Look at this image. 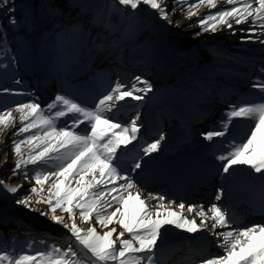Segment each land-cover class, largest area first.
Instances as JSON below:
<instances>
[{"label":"snow or ice","instance_id":"snow-or-ice-1","mask_svg":"<svg viewBox=\"0 0 264 264\" xmlns=\"http://www.w3.org/2000/svg\"><path fill=\"white\" fill-rule=\"evenodd\" d=\"M223 2L226 7L212 11L220 0H175L176 7L171 10L166 0H110L98 9L83 0H66L67 8L79 9L78 14L86 18L89 31L85 32L83 22L78 21L55 33L53 42L63 52L66 33L88 36L90 52L98 58H115L123 63L125 52L132 57L140 50L138 37L143 34L144 25L137 14L142 6L169 24L173 23L170 16L175 12L190 19L198 16L197 10L203 6L209 12L197 19L201 32L227 29L236 35L234 25H244L239 31L245 32L247 38L242 37L241 42L264 45V0ZM10 3L11 0H0V7L14 13L15 7H10ZM52 14L63 15V10L52 8ZM8 23L15 27L19 22L9 15ZM92 29H99L95 37ZM0 39L6 41V37ZM2 50L8 51L6 47ZM260 72L264 74V66ZM253 87L261 93L260 102L231 105L219 129L203 133L207 141L227 138L234 120L251 122L244 137L226 140L227 151L216 156L225 176H234L239 166L264 176V78ZM153 91L151 82L141 75L118 77L92 108L58 93L46 106L33 100L0 111V134L20 124L13 133L19 139L12 140L16 157L13 176L20 173L28 179L29 173L23 169L33 166L30 196L15 203L29 211L33 204L47 205V211L40 215L49 216L52 223L69 234L66 247L44 239L29 241L20 251L0 247V264H163L160 252L169 236V226L189 235L207 233L215 238V247L222 255L201 258L197 264H264V225L236 227V220L218 203L205 208L201 204L166 201L164 195L148 194L142 198L129 171L141 170L143 157L158 152L165 136L134 144L141 139L140 113L137 111L128 121L119 119L118 114L126 104H139ZM60 121H64V126H59ZM82 125L84 130L77 131ZM125 158L131 161L127 168ZM19 187L22 186L0 181V188L10 194L17 193ZM222 195L223 189H218L215 201H220ZM79 224L90 226L82 228ZM98 228L107 230L101 234ZM36 243L43 246L42 250L34 247Z\"/></svg>","mask_w":264,"mask_h":264},{"label":"rangeland","instance_id":"rangeland-1","mask_svg":"<svg viewBox=\"0 0 264 264\" xmlns=\"http://www.w3.org/2000/svg\"><path fill=\"white\" fill-rule=\"evenodd\" d=\"M83 2L98 9L100 6L110 3V0H83ZM166 3L169 10L176 7L175 0H166ZM223 7H226V5L223 0H220L218 8L212 11H216ZM73 9H76L74 16L77 17L76 22H78L83 16L78 14L79 9ZM197 11L198 16H193L190 19H185L184 15L180 11H177L170 16L173 23L169 24L166 21L160 20L158 16L147 9L146 6H142L137 14L140 22L144 25L143 34L138 37V43L141 47L137 54L142 53V55L129 57L126 52L123 63L115 60V58H98L94 56V52H90L88 49L84 50L83 46L79 48L80 53L77 58L74 59L72 57L73 53H71L68 56L70 59H62L66 63L73 64L71 67L75 70L81 59L86 55L90 57L92 61H94V68L97 69L83 71L81 74L83 77L90 75L100 76V79H102V94L111 87L112 83H114L118 77L130 79L135 75H141L151 82L154 91L149 93L144 101L139 102V104L134 101L130 102L126 104L124 110L118 114L119 119L128 121L136 115L137 111L140 113V123L142 125L140 136L145 140L141 141L140 139L139 142H134V144L151 142L158 139L161 134L165 136L158 152L151 154L149 157H143V167L148 164L153 166L155 163L162 160H168L169 162L178 160L182 162L183 166L202 168L204 171H207V173H213L216 176V174L221 173V164L217 163L219 160L216 159V156L219 152L227 149L226 142L221 138L214 139L209 143L211 148L206 152H201L200 148L194 149L192 139L201 135L206 130H209V124H211L213 119L212 116L216 113L218 108L226 104V101L221 102V96L223 95L220 94L217 89L219 82L225 84L223 86L224 89L232 91L231 88L233 87L239 92H244L245 90L242 89L244 83L242 81L244 77H253L256 73L254 69L255 66H258L261 63L260 60L264 59V45L258 42L242 43V37L246 39L247 34L245 32H240L239 29L244 28V25H234V29L237 30L236 35H233L232 32L227 29H218L216 33L201 32V29L196 26L197 19L207 14L209 10L201 6ZM152 13L155 17L150 15ZM86 25L88 26V24ZM169 26L172 33H176L177 37L176 41L171 43L166 39ZM256 31H259V29ZM74 41L79 44L81 43V39L78 37H75ZM88 45L91 49L89 40L86 42L85 47H88ZM171 45H177L183 50L192 48L194 52H192L190 56L168 55L166 50H168ZM74 46L75 44H72L71 49L74 48ZM210 47H216V49L211 50V52L205 50ZM6 48L9 53L11 51L10 47L7 46ZM27 49L26 47L21 54L20 51L18 52V60L14 58L10 60L12 56H4L3 50L0 51V84H3V86H0V111L12 109L21 102L27 103L37 100L40 103L41 100L42 103H46L50 98L49 91L57 86L59 80H57V78L52 79L51 76H48L46 82H39V77H41L45 68L44 62L50 60L52 57V50L46 47L41 51H36L35 53L31 52L30 54L26 51ZM175 57H178L182 63L175 62ZM96 61H99L100 64ZM161 63H166L164 66L166 71L163 73L160 72ZM15 65H17L19 71H24L22 76L33 81L32 87L28 86L22 88L20 83H16L17 76H13V72L10 70ZM184 69L189 72L188 77H184L180 74ZM168 71H170V74H168ZM104 72H106V74H103ZM55 76L58 77V75ZM104 77H106V81L103 80ZM190 78H192V80ZM195 82L200 83L205 91L195 87L190 90ZM211 82L214 83L212 84ZM11 83L12 85H10ZM61 83L60 79V84ZM17 85L21 87H17ZM186 85L187 88L185 89L188 91L184 92L183 89ZM210 85L211 88H209ZM3 89H9L11 91L4 92L2 91ZM208 93H210V96L206 99L208 104L196 110L194 104L195 106H199L200 103L197 102L199 98L207 96ZM20 96L22 99H19ZM184 102L190 103V105L184 108L181 107ZM14 115L16 114L14 113ZM245 124L246 122L244 120H238L233 123L234 126L230 128L231 139L233 136L238 139L240 135L245 134L247 129ZM19 127L20 124L16 123L0 134V181H4L6 184L13 187L22 186L19 187L18 192L15 194L7 193L0 188V198L11 199V204L6 207V210L12 211V213H8L9 215H5L7 212L5 213L0 210V213L5 217L2 218L3 221L0 218V229L13 230L25 224L28 225V227H35V229L39 231L36 234H40L42 237L48 235L46 236V241L61 243V245L66 246L69 236L67 230L60 225L52 223L49 216L40 215L41 211H47V205L33 204V210L29 211L23 206L15 203L19 198L29 197V189L34 186V181L31 179V170L33 166L29 165L27 169H23V171L29 173L28 179H25L20 173L15 176L12 174L16 159L12 153V140L19 139V137L13 136V133ZM189 142H191L190 145H188ZM199 144L200 143L197 142V145ZM164 149L167 151H162ZM140 155L142 156L143 154L140 153ZM169 157H173V159ZM125 161L124 166L127 168L131 161L127 158H125ZM242 167L245 168L238 169L234 175H237V178L241 180V184H243L242 188L262 187L263 189L264 176L252 172L246 166ZM146 171L147 169H143L135 173L131 172L130 175H132V178L136 181L141 182L143 179L142 176H144V178L146 176H153ZM171 174L172 173H169V175ZM228 177L230 178L232 176ZM164 179H167V177H164ZM158 180L156 184H153L158 187V192H161V184L164 186L170 185ZM216 180L219 181V179ZM132 191L133 194H135V190ZM170 193H175L177 196L175 189L168 191L166 194ZM31 198L33 200L36 199L35 197ZM57 215L66 216V214L59 212H57ZM21 217L23 218V223L19 221ZM260 219L264 220V217H260ZM92 223L94 225V221ZM79 226L87 228L90 225L79 224ZM113 226L117 227L118 231H120L118 226ZM28 227L17 230L23 231V233H31L27 230ZM106 230L107 229L101 230L98 228L101 234ZM168 232L169 236L160 252L161 259L163 260L165 258L163 264H184L181 263L184 258L191 257V262L185 264H197L201 256L206 255L207 257L217 254L218 248L215 247V244L213 245L211 237L212 250L210 249L207 254L199 255L192 253V248L183 247L187 245V242L192 237L196 236L195 234L189 235L182 233L170 226L168 227ZM43 233L44 235H42ZM199 241L200 240H198V242ZM15 246L18 248L22 247L20 245ZM34 247L42 250L43 246L38 244ZM165 250L166 253L162 255ZM175 256L177 258H175Z\"/></svg>","mask_w":264,"mask_h":264},{"label":"trees","instance_id":"trees-1","mask_svg":"<svg viewBox=\"0 0 264 264\" xmlns=\"http://www.w3.org/2000/svg\"><path fill=\"white\" fill-rule=\"evenodd\" d=\"M10 7H15L14 13H8L7 8L0 7V37H6V41L3 39H0V51L4 48L9 46L11 51L8 53L7 51H3L4 56H12L15 60L19 59L18 52L20 51V54L25 48L28 53L31 54L35 53L36 51H41L43 48H48L49 50H52V57L48 62H44L45 68L44 71L39 77V82H46L48 80V76H51L52 79L59 80L57 83V86L53 87L54 89L49 91L50 98L46 103H42L40 100L41 106H46L51 100L54 98L56 94H64L68 95L71 98L75 99L79 103H81L84 106H87L89 108L94 107L97 100L106 93V91L102 94V79H100V76L90 75L87 77H83L81 74L83 71H87L90 69L96 70L97 68H94V64L92 59L90 57L85 56L83 59L79 61V64L77 65L76 69L74 70L71 66L73 64L66 63L62 58L64 59H70L68 57L71 53L72 57L75 59L79 55L80 51L79 48L83 46L84 50H90V47H85L86 42L89 40V44L91 43V39L88 36H78V35H69L65 34L66 38V46L64 48V51L61 52L58 50L56 45L54 44L55 40V33L63 31L65 26L70 27L73 24H76L77 17L74 16V13L76 12V9H69L66 7V0L62 3L61 0H11V3L9 4ZM59 7L63 10V15L56 14L53 16L52 14V8ZM14 15L18 20L17 26H11L8 23V16ZM153 17L154 14H150ZM72 16V17H71ZM70 17V18H69ZM83 22V27L85 32L89 31L87 24V20L85 17H81V20ZM99 29L91 30L92 37H95L96 31ZM168 33L166 35V39L168 42H174L176 41V33H172L170 30V26L168 27ZM78 37L81 39V43H77L74 41V38ZM167 42V43H168ZM72 44H75L74 48L71 49ZM79 44V46H78ZM169 44V43H168ZM203 47V46H201ZM40 48V49H39ZM39 49V50H38ZM216 47H210L209 49L206 48L208 52H211V50H215ZM26 52V53H27ZM194 52V49L189 48L186 50L181 49V47L177 45H171L168 50H166V53L168 55H176V56H190V54ZM137 55H142L137 54ZM96 56V54H94ZM126 56V52H125ZM7 58V57H3ZM60 60V61H59ZM175 62L182 63V61L179 60L178 57H175ZM17 62V61H16ZM64 65H63V63ZM99 62V61H96ZM260 64L258 66H255V74L253 77H244V80L242 81L244 83V92H239L235 88H231L232 91L228 89H224V85L222 82H219L217 89L219 90L222 100L221 102L226 101V104H224L223 107L218 108L216 110V113L212 116L211 124H209V130H206L204 133L219 129L220 122L224 118L225 113L229 110V107L231 105H240V104H248V103H258L261 101V93L257 91L253 84L261 79L264 78V74L260 72V68L264 66V59L260 60ZM17 64V63H16ZM100 64V62L98 63ZM97 64V65H98ZM96 65V64H95ZM162 66H160V72H165L164 66L166 63H161ZM16 68V69H15ZM59 68V70H58ZM13 72V76H17V81H20V84L22 88L26 87H32L33 81L28 80L25 76H22L24 73L23 70L19 71L17 68V65L12 67L10 69ZM20 72V73H19ZM170 74V71H168ZM102 74V70H101ZM103 74H106L104 72ZM184 77H188L189 72L184 69L183 72H180ZM55 75H58L56 77ZM74 76V77H73ZM203 76V75H202ZM83 77V78H81ZM61 84H60V79ZM192 80V78H190ZM104 81H106V77L103 78ZM16 81V83H17ZM2 83V82H1ZM212 84L214 82H211ZM12 85V83L10 84ZM108 85V84H107ZM215 85V84H214ZM0 86H3V84H0ZM17 85V87H21ZM34 86V85H33ZM197 88L199 90L205 91L203 86L200 85V83H194V85L190 88ZM187 85L184 87V92H187L188 90ZM211 88V85L209 86ZM237 91V92H236ZM241 91V90H240ZM87 96V97H85ZM210 96V93H208L207 96L199 98L197 102L200 103L199 106H195L196 110H199L200 108L206 106L208 102L206 101L207 97ZM234 96V97H233ZM19 99H22L20 96ZM217 102V101H216ZM190 103H185L181 107H187ZM238 120H234L233 123ZM246 132L244 135H240L238 137H244L249 130V126L251 124L250 121H246ZM59 126H64V121L58 122ZM232 128V127H230ZM84 130V126L82 125L80 129H77V131ZM223 141L230 140L231 135L229 133V136L227 138H221ZM145 139H143L144 141ZM194 145H196L198 148H200L202 151L206 152L208 149L211 148L209 143L211 141H207L203 139V133L201 135H198L192 139ZM197 142L200 144L197 145ZM209 145V146H208ZM208 146V147H207ZM166 150V149H164ZM225 151L222 152H226ZM219 152L218 154H220ZM220 162V161H218ZM221 164V162H220ZM11 204L10 198H0V210L2 212H7L5 215H9L8 213H12V211H7L6 207ZM4 215L0 213V218L3 221ZM5 218V217H4ZM21 223H23V218L21 217L19 219ZM28 227V225H23L20 228ZM16 229H7L2 230L0 229V247H7V250L11 251L13 247H15L16 251H20L21 248L16 247L15 245L24 246L29 241H40L41 239L46 240L45 237L40 236V234H36L39 232L35 229V227H28V231L31 233H23V231H19ZM47 234V232H46ZM44 235V233L42 234ZM48 242V241H47ZM53 243V242H48ZM39 243H36L35 245H38ZM61 245V243H58ZM66 247V246H65Z\"/></svg>","mask_w":264,"mask_h":264},{"label":"bare ground","instance_id":"bare-ground-1","mask_svg":"<svg viewBox=\"0 0 264 264\" xmlns=\"http://www.w3.org/2000/svg\"><path fill=\"white\" fill-rule=\"evenodd\" d=\"M152 165L151 164H148L146 165L145 167H143L141 170H137V171H142L143 169H147V171H149L151 169ZM146 171V172H147ZM176 174H177V169H174L173 170ZM186 171L189 173V174H192L193 172L195 173V179L197 177H199V175L201 174V171H204L202 168H196V167H192V168H189V169H186ZM145 172V173H146ZM158 172V171H157ZM131 172L129 171V174ZM132 176V175H131ZM143 179L140 181H136L134 179V181L137 183V186L140 188L141 192L143 193L142 195V198H145L148 194H152V195H164L166 197V201L167 200H174L176 201L177 203L179 202H184L185 204H201V205H204L205 208H207L208 206H210L212 203H214V199L212 200V197H211V193L206 195V196H200V198H197V197H193V198H190V199H180L179 197H177L175 195V193H170V194H164L162 192H158V187L155 186V185H151L149 183V181H147L144 176H142ZM169 178H172L171 179V182H173L174 184L178 183V180H175V176H172V177H169ZM204 179V178H203ZM230 179L233 181V182H236V183H241V180L237 178V175L236 176H232L230 177ZM135 190V189H134ZM221 200H223V197L221 198ZM252 225H264V220L260 219V220H257L256 222H254V224ZM252 225H248V226H252ZM217 231H221V229H217ZM195 235H198V236H208L207 233H198V234H195ZM185 236V235H183ZM208 237H211V241L213 242V245L215 244L214 243V237L212 236H208ZM192 239V238H191ZM193 242L191 246H195V247H200L199 244L195 243V241H191ZM173 248V247H172ZM197 251V250H196ZM195 252V251H194ZM164 253H166V250L164 251ZM215 255H222V252L220 249L217 250V254ZM207 258V257H206Z\"/></svg>","mask_w":264,"mask_h":264}]
</instances>
